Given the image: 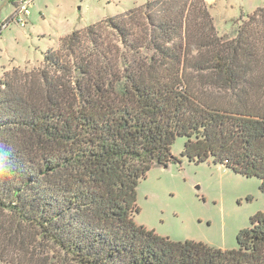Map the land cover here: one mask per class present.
I'll return each instance as SVG.
<instances>
[{
  "label": "trees",
  "instance_id": "1",
  "mask_svg": "<svg viewBox=\"0 0 264 264\" xmlns=\"http://www.w3.org/2000/svg\"><path fill=\"white\" fill-rule=\"evenodd\" d=\"M206 0H153L75 30L0 79V264H264L138 225L137 188L182 157L261 180L264 8L221 35Z\"/></svg>",
  "mask_w": 264,
  "mask_h": 264
},
{
  "label": "rangeland",
  "instance_id": "2",
  "mask_svg": "<svg viewBox=\"0 0 264 264\" xmlns=\"http://www.w3.org/2000/svg\"><path fill=\"white\" fill-rule=\"evenodd\" d=\"M26 1L0 0V79L15 68L41 66L45 53L73 31L153 0H31L28 15L22 10ZM206 1L221 35L234 33L241 18L264 8V0ZM185 142L179 137L172 147L178 161L154 166L140 181L135 222L173 241L237 249L239 232L264 211L262 182L211 161H189L182 157Z\"/></svg>",
  "mask_w": 264,
  "mask_h": 264
},
{
  "label": "built area",
  "instance_id": "3",
  "mask_svg": "<svg viewBox=\"0 0 264 264\" xmlns=\"http://www.w3.org/2000/svg\"><path fill=\"white\" fill-rule=\"evenodd\" d=\"M31 0L26 1L25 5L22 7V10L24 11V13H26L27 15L29 14V9L28 6L31 4ZM20 22L23 24V20L20 19Z\"/></svg>",
  "mask_w": 264,
  "mask_h": 264
}]
</instances>
